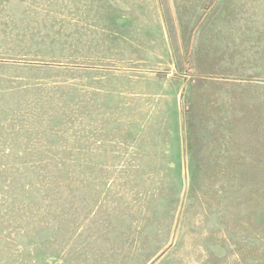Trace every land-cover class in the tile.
<instances>
[{
	"label": "rangeland",
	"instance_id": "rangeland-1",
	"mask_svg": "<svg viewBox=\"0 0 264 264\" xmlns=\"http://www.w3.org/2000/svg\"><path fill=\"white\" fill-rule=\"evenodd\" d=\"M163 5L0 0V264H264V0Z\"/></svg>",
	"mask_w": 264,
	"mask_h": 264
},
{
	"label": "crops",
	"instance_id": "crops-1",
	"mask_svg": "<svg viewBox=\"0 0 264 264\" xmlns=\"http://www.w3.org/2000/svg\"><path fill=\"white\" fill-rule=\"evenodd\" d=\"M202 1H204V0H196V2L194 0H160V2L162 4H164L163 7H162L163 13H164L163 24L165 26L166 31H167V29H168V27L170 25L167 22L166 17L169 14H172L173 16L176 17V16H178L179 13L181 15V19H180L181 21H180V23L177 22L178 18H176L175 22H176L177 25H173L171 30H175V31L181 30V28H182L181 25L185 26L184 27L185 31L192 30L193 29V25L196 24V21L193 18H191L190 14L188 13V10H192V9L196 8V6L198 4H200ZM205 4L206 3L203 4V8H204ZM169 29H170V27H169ZM164 40H165L166 45H168L166 37H165ZM178 41H181V36L180 35H178Z\"/></svg>",
	"mask_w": 264,
	"mask_h": 264
},
{
	"label": "water",
	"instance_id": "water-1",
	"mask_svg": "<svg viewBox=\"0 0 264 264\" xmlns=\"http://www.w3.org/2000/svg\"><path fill=\"white\" fill-rule=\"evenodd\" d=\"M184 179H185V184H186V189H187V187H188V169H187V163H185ZM173 242H174V239H173Z\"/></svg>",
	"mask_w": 264,
	"mask_h": 264
}]
</instances>
